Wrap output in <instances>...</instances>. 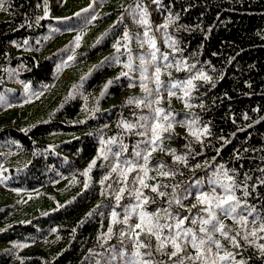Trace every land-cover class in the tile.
<instances>
[{
  "label": "trees",
  "instance_id": "16d2710c",
  "mask_svg": "<svg viewBox=\"0 0 264 264\" xmlns=\"http://www.w3.org/2000/svg\"><path fill=\"white\" fill-rule=\"evenodd\" d=\"M137 6L147 12V25L139 22ZM69 30L88 34L71 58L72 52L66 50ZM126 32L128 40L123 39ZM117 41L120 52L114 47ZM162 55L169 60L163 61ZM129 63L131 70L125 67ZM166 63L172 66L165 67ZM157 66L164 85L159 94ZM124 72L128 76L121 75ZM198 72L211 79H193L195 87L180 83ZM142 74L148 77L143 83L152 90L151 96L141 87ZM172 83L180 86L170 88ZM169 90L175 94L169 96ZM0 97V176L5 186L43 188L52 200H61L63 190L81 187L58 208L37 215L0 202V264H126L134 251L130 226L140 222L141 211L161 210L160 223H175L165 219L163 209L189 217L183 227L203 236L199 224L190 221L207 218L202 211L206 205L196 196L211 191L209 180L217 173L222 179L223 172L232 176L240 185L235 195L242 207L245 202L248 208L255 206L254 215L264 218V0H4ZM130 98L144 103H128ZM36 101L46 103L47 111L25 119L24 130L10 122L9 109ZM156 108L163 110L159 117ZM18 114L16 110V118ZM157 123L162 139L153 150L146 142L153 138L151 127ZM168 123L172 128L164 131ZM149 152L144 165L142 156ZM125 159L143 165L146 174L137 167L125 179L123 163L112 172ZM154 186L165 195L153 192ZM121 188L124 192L117 201ZM137 190L148 197L147 204L143 197L136 199ZM216 191L223 194L219 187ZM216 211L239 244L234 247L217 233L215 239L223 246L219 254L232 253V258L217 264H264L260 221L252 224L249 217L245 229ZM17 214L24 220L17 221ZM253 229L256 235L244 240ZM135 231L141 241L152 242L150 259L176 264L179 256L169 260L155 250L154 237ZM171 250L170 245L164 249ZM183 255H195V250L189 246Z\"/></svg>",
  "mask_w": 264,
  "mask_h": 264
},
{
  "label": "snow or ice",
  "instance_id": "6c2138e0",
  "mask_svg": "<svg viewBox=\"0 0 264 264\" xmlns=\"http://www.w3.org/2000/svg\"><path fill=\"white\" fill-rule=\"evenodd\" d=\"M158 2V0H156ZM3 3L4 0H0V9H3ZM86 11V10H85ZM136 15L140 17L139 22L141 24L147 25V12L139 6H137ZM45 15H47V11H45ZM135 18V17H134ZM168 25L165 24L163 27H167ZM147 35V33H145ZM79 37H77V40ZM124 40L129 39V34L126 32L123 37ZM116 47V51L120 52V42L117 41V44L114 45ZM153 47L155 45L153 44ZM161 58L163 61H168L169 57L166 55H162ZM151 59L153 62L157 60L156 53L153 52ZM141 63L143 64V58H141ZM180 63L177 62L176 70L180 71ZM165 67H171L172 65L170 63H166L164 65ZM125 67L132 69L131 63L126 64ZM191 68H195V65L189 66ZM146 72V69L143 70ZM121 75L128 76V72H124ZM161 75V68L159 66L155 69V83H156V93L159 94L161 89L164 87L160 80ZM148 77L144 74H142V80H141V87L144 89L145 92L149 94V96L152 95V90H149L146 85L143 83L144 80H147ZM193 79H203L205 81H209L211 78L204 74L203 72H198L197 74H194L192 77H190L188 80L180 83H184L189 87H195L192 83ZM111 83V82H109ZM179 83H172L170 85V88H177L179 87ZM169 96L174 95L171 90L168 92ZM188 95V91L185 90V96ZM0 99H3L0 97ZM135 102L137 106L144 103L143 100H139L136 98H130L128 103ZM155 103H159V100H156ZM145 106H150L145 105ZM163 112L162 109L156 108L155 113L156 116L159 117L160 114ZM141 119H148L147 117H141ZM164 119L167 120V116H164ZM127 128L133 127L131 124H125L124 125ZM162 126L157 123L151 127L152 136L153 138L146 143L153 145V150H155L156 142L158 140H161L162 137L158 134L157 130L160 129ZM172 128V124L168 123L166 127H163L164 131H167ZM204 132L207 133L208 129L205 128ZM199 139V137H197ZM114 142V141H111ZM103 143V141H102ZM123 150V149H122ZM103 151V150H102ZM115 156L119 157L120 153H115ZM136 156L140 157L141 152L137 151L135 153ZM151 153L149 152L147 155H143L142 159L144 161V165L147 164L149 156ZM105 159H107V155L105 154ZM177 160H180V157H176ZM95 163V161H93ZM120 163H123L126 165L125 171L121 173L126 179L127 173L132 172L136 170L137 167H140L141 170H143L146 174V168L143 165H138L134 163L132 160L125 159L122 162H118L115 164L112 168V172H116L117 169L120 167ZM163 167V165H161ZM223 166H221L222 168ZM91 168V165L89 166ZM87 175V171L84 173ZM173 173L170 172H162L161 175L168 176L172 175ZM107 179V177H106ZM224 179L228 181V183H224ZM250 179V177H245V180ZM135 182V181H134ZM140 184L144 187H147L146 184H144V181L142 179L139 180ZM261 183H264V179L261 180ZM209 184L212 186L211 191L204 192L201 191L197 194L196 199L199 204L206 205L205 208L202 209V211L207 213V218H204L203 216H200L198 218L193 217L191 219L192 224H199L198 231L199 233H203V236L197 235V232L191 228H185L183 227L185 220H188L189 217H179V216H173L172 213H169L167 209H163L165 213V219H174V224L169 223H160V216L159 213L161 210H157L154 213H147L144 211H141L139 214V220L140 222L135 224L134 227L130 226V236L132 238L133 244H134V251L131 254V257H129L126 261V264H163V261H154L150 259L152 257L153 253L152 251L148 250L153 247L152 242L150 240L141 241L139 239L140 232H136V229H140L142 232H145L146 235L154 237L156 241L155 250L159 252L161 255H166L169 260H171L173 257H178V261H176V264H185V261L190 262V264H217V261L223 262L226 260H229L232 258V253L225 252V255H220L219 252L222 249V244L218 239H215V235L219 233L221 236H223L225 239H228L234 247H239V244L236 242V239L234 236H229V233L225 230L226 226L223 223V220L220 218V216L217 215V211L223 215L225 218H231L234 220L235 223L239 224L242 228L247 229L249 226V217H252V224H255L257 220L260 221V227L259 231L264 232V218L260 217L259 214L254 215L256 213L255 206L248 208L246 205V202L244 206L242 207V202L239 197L235 195V191L237 188L240 187L239 184L236 183L235 179H233L232 176H229L227 172H223V179L221 178V175L219 173L214 174V178L209 180ZM87 187V184L85 185ZM219 187L223 194H218L216 191V188ZM153 192H157L158 195L163 196L165 195L164 192H159L158 187L154 186L152 187ZM124 192V188H121L119 190V193L116 195V200L119 201L121 199V194ZM243 195L247 197L249 195V192L247 190V186L245 184L243 189ZM143 197V204L148 203V197H144L143 193L139 190L136 191V199L139 201ZM155 202V201H153ZM176 203H180L179 199H175ZM171 203V202H170ZM141 205H137L136 207H140ZM193 207H196V205H193ZM238 209H240V212H238ZM133 212H135V207L132 209ZM246 213V214H245ZM117 213L115 211L112 212L113 222L116 220ZM128 220V214L125 215L124 223H127ZM168 229V234H164V230ZM112 229L109 228V233H111ZM256 229H253L248 234L243 236L244 240L248 239V235L255 236L256 235ZM123 235V233H121ZM237 235H240L238 232ZM171 246V251L165 252L164 249L168 246ZM191 247L195 250V255H183L180 256L181 253H185L187 247ZM213 247L216 249V252L213 254ZM261 251L264 252V245L259 246ZM142 249L147 251H141ZM120 255L123 257L124 253H120ZM145 257H149L146 259ZM243 264V262H241Z\"/></svg>",
  "mask_w": 264,
  "mask_h": 264
},
{
  "label": "rangeland",
  "instance_id": "374dc122",
  "mask_svg": "<svg viewBox=\"0 0 264 264\" xmlns=\"http://www.w3.org/2000/svg\"><path fill=\"white\" fill-rule=\"evenodd\" d=\"M66 34L68 35L67 38L68 46L66 47V50L67 51L70 50L72 52L68 56V58H71L77 54L78 52L77 48L79 46V43L85 41L88 38V34H87V30H81V32L78 33H76L74 30H69L66 31ZM77 37H79L78 40ZM58 38H61V36H59ZM46 106H47L46 103H42V102L40 103L36 101V102H31L20 109H13V110L9 109L6 114L9 115L10 122H12L13 124L20 127L22 130H24L27 127L26 122H24L25 119L27 118L31 119L33 115H35L36 113L39 114L41 112L42 114L45 113L47 111ZM16 110L19 111L17 118L14 115ZM34 111H38V112L32 113ZM11 115L13 116L11 117ZM28 124H31V122ZM80 190H81L80 185H77L75 189L61 191L59 194V196L62 198L61 200H59V197H57L55 200H52L50 198L49 191L46 192V190L43 188L31 190V191H27L24 189L7 188L3 183V178H1L0 176V202L3 204L19 205L26 212H29L31 215H37L42 212L50 211L55 208H58L61 203L70 200L73 194L75 192H79ZM20 218L24 220V218L21 215L17 214L16 220L18 221Z\"/></svg>",
  "mask_w": 264,
  "mask_h": 264
}]
</instances>
